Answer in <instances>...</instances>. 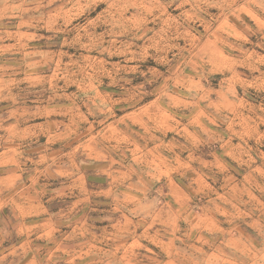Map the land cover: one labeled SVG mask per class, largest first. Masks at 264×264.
Instances as JSON below:
<instances>
[{
	"label": "rangeland",
	"instance_id": "obj_1",
	"mask_svg": "<svg viewBox=\"0 0 264 264\" xmlns=\"http://www.w3.org/2000/svg\"><path fill=\"white\" fill-rule=\"evenodd\" d=\"M8 173L0 264H264V0H0Z\"/></svg>",
	"mask_w": 264,
	"mask_h": 264
},
{
	"label": "crops",
	"instance_id": "obj_2",
	"mask_svg": "<svg viewBox=\"0 0 264 264\" xmlns=\"http://www.w3.org/2000/svg\"><path fill=\"white\" fill-rule=\"evenodd\" d=\"M17 177H16V175H14L13 173H8V174H6L5 176H1L0 177V192L3 190L2 189V186H1V182L3 181V180H5V182L6 181H9V180H14V179H16ZM11 185V184H10ZM10 185H8V187L10 186ZM13 186V185H12ZM38 192V191H37ZM15 194L16 193H12L11 194V197L12 196H15ZM10 197V198H11ZM34 198V197H33ZM12 202H13V200H11ZM0 202H1V200H0ZM21 203V201L20 202H18V204H20ZM31 203L32 204H34L35 205V203H34V199H32V201H31ZM23 205V204H22ZM22 205H17L18 206V208L20 209V211H23V210H25V209H27L28 208V206H24V207H21ZM36 206V205H35ZM32 209H34V207L32 206L31 208H29V211H31ZM24 212V211H23ZM22 217H24V216H22ZM20 219H22L21 217H20Z\"/></svg>",
	"mask_w": 264,
	"mask_h": 264
}]
</instances>
